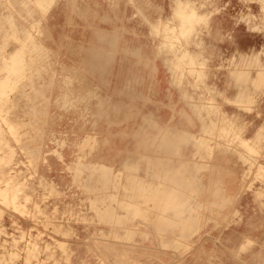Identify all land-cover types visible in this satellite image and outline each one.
<instances>
[{
	"label": "rangeland",
	"instance_id": "obj_1",
	"mask_svg": "<svg viewBox=\"0 0 264 264\" xmlns=\"http://www.w3.org/2000/svg\"><path fill=\"white\" fill-rule=\"evenodd\" d=\"M118 1L126 18L110 21L108 0H0V264H237L228 228L240 224L256 228L255 264H264V0ZM121 44L124 59L147 62L142 72L157 63L168 88L194 96L192 120L209 130L190 166L177 164L173 132L148 121L145 139L126 142V151L145 145V158L107 148L121 142L89 98L105 92L102 62L121 59ZM234 88L240 101L229 99ZM167 105L160 121L173 125ZM161 160L188 201L173 203L172 190L170 205L154 202L170 184ZM206 193L215 211L184 214L190 227L173 228V206L201 210ZM138 203L160 212L119 211Z\"/></svg>",
	"mask_w": 264,
	"mask_h": 264
},
{
	"label": "crops",
	"instance_id": "obj_2",
	"mask_svg": "<svg viewBox=\"0 0 264 264\" xmlns=\"http://www.w3.org/2000/svg\"><path fill=\"white\" fill-rule=\"evenodd\" d=\"M107 3V19L110 21L114 19H124L126 17L120 18L117 12V4L119 3L118 0H108ZM123 2V0H122ZM121 13H127L126 9H123ZM107 33V32H106ZM124 33V32H121ZM103 34V33H102ZM121 36H124L125 34H120ZM121 54L123 55L121 59L119 60H110L107 62H102V65L105 66V92H101L100 95L98 94L97 97L89 98L90 104L89 108L92 111H95L100 115V113L104 112L105 122L107 131L111 133L112 137H115L117 140H120V145H108L107 148L122 150V153L125 152L129 148V144L126 142L132 143L133 137L130 134L136 133L138 139L141 140L145 139L144 133H145V127L147 121L156 125L157 127H160L162 129L165 127L167 130L165 132H173V137L170 134L169 137L173 139V150L177 151V154H181L182 157L178 161L177 164L187 165L191 162L188 160H192L194 155L196 154L195 151L197 150V140H199L200 137L203 136L205 131L209 130V125L207 122H203L199 120V122H194L192 120L193 117L197 116L194 113L197 112V109L192 107L189 103H185V101H192L193 97L192 94L187 93V91H184L182 88H176L173 87V90L171 88H168L166 84L164 83L163 79L160 77V71H158L159 67L157 66V63H154V66H149L151 68V71L149 73L142 72L141 70L145 68L144 65L147 64L146 61H133L124 59L125 54L127 53V56L129 54L128 46L125 44H121L118 46ZM112 49L114 46L111 47ZM125 53V54H124ZM135 70V71H131ZM99 74V73H98ZM147 74H150V76H147ZM135 75V76H134ZM102 78V76L100 77ZM147 78L150 82H146ZM236 84V83H235ZM239 85V83H238ZM173 93V94H172ZM227 96L229 93H226ZM233 98L230 97L229 99H232L234 101H240L241 100V88L233 90ZM196 98V97H195ZM167 102H169V106L171 107V104L173 103V110H171V113L169 115V118H172L173 115V125L165 124L163 125L160 120H164L162 113L164 110H166L168 107ZM183 102L185 104H183ZM188 105V108H187ZM170 109V108H169ZM173 111V112H172ZM167 116V115H166ZM162 124L158 125L159 123ZM98 123V122H97ZM100 123V120H99ZM257 133V127L250 128L249 135L254 136ZM141 134V135H140ZM127 135V136H125ZM130 138V141H129ZM139 142V141H138ZM137 149L139 160L140 158H145V153H143L145 149V145H132L130 146V151ZM171 149V147H169ZM129 150V149H128ZM126 151L127 153L131 154L133 152ZM110 154H108L106 157L109 158ZM189 156V157H188ZM114 157V156H112ZM215 157H220V154L216 153ZM187 165V166H190ZM184 171L188 172L187 169H184ZM189 171H192V169H189ZM126 177L131 176H122L121 178L119 176H116L114 180H125ZM136 179H143L145 176H132ZM207 180L209 179V176H206ZM206 179L203 176V180ZM128 179H126L127 181ZM230 190V189H229ZM220 194V193H219ZM235 196H240V193H232ZM231 194V196H232ZM106 196H115L114 198L119 199V197L124 198L125 192L122 190V193H113ZM131 196L133 198L137 197L140 198L139 194L133 193ZM203 203L200 204L201 210H197L194 208L195 204L192 203H186L185 205H176L173 206V214H181V218H178L177 223L173 225V228L177 229L178 227H190V216L185 217L184 214L187 213H199L204 212L207 208L208 212L215 211L213 206L206 204L205 202H210L209 197L210 194L206 193V195H202L203 197ZM177 197L185 198L186 201H188V196L184 193L177 194ZM140 202V201H138ZM205 203V204H204ZM121 208H125L123 205H119ZM144 207V205H142ZM139 203L136 205H133L132 207L126 208L125 210H119L121 212H160L159 209H151V207H154L155 205L149 207L148 209H142V207ZM110 207V206H109ZM108 207V208H109ZM205 207V208H204ZM111 209H108L109 212H116L114 206L110 207ZM218 211L220 212H228L229 209L222 208L220 205L217 206ZM244 208H249L248 210H242ZM251 209V210H250ZM238 212H250L253 211L251 206H244L240 205L238 206V209H235ZM234 210V211H235ZM113 216V215H112ZM119 218V217H118ZM186 219V225L183 224ZM121 222V221H118ZM179 222V223H178ZM210 222H207L206 228L207 230H210L213 226H209ZM192 227H195L193 225ZM230 226L228 229H233L235 231V239L233 241V245L230 246V251L236 252L237 256H235L236 263L237 264H247L249 261V264H255L256 263V255L257 248L254 242L257 240V232L256 228L253 231H249L248 233H244L242 231V224L239 226H235L231 228ZM216 236L218 237V241L223 240L227 238V228L220 229L216 231ZM206 240H210L209 237H206ZM246 241H251V245L245 249V252H241V246H246ZM206 242V241H204ZM227 242V241H226ZM239 257V258H238ZM239 260L240 263L237 261Z\"/></svg>",
	"mask_w": 264,
	"mask_h": 264
},
{
	"label": "bare ground",
	"instance_id": "obj_3",
	"mask_svg": "<svg viewBox=\"0 0 264 264\" xmlns=\"http://www.w3.org/2000/svg\"><path fill=\"white\" fill-rule=\"evenodd\" d=\"M190 18H191V16L188 13H186V12H184V13L181 14V19H182V22L183 23H187V22L189 23L190 22ZM165 145H166V142L164 141L162 143V141H161V144H159V147H161L162 149H164ZM160 166L162 167L161 170L163 171L164 175L170 177V180H168V181H169V183L171 185L169 184L168 186H166L165 188H163L162 190H160L158 192V195L154 198V202L156 204L160 205V206L161 205H164V204H169L170 205V202H171L170 198H168V200L167 199L165 200V198L168 195H171V191L173 190V199H174L173 203H175V204L180 203V201H182L181 199H183V198L177 197V194L179 193L180 189H182V188H175L174 187L173 182H175L177 184H179V183H178V181L175 180L174 176L172 175L171 169L168 166V161H166V160L165 161H162L161 160L160 161Z\"/></svg>",
	"mask_w": 264,
	"mask_h": 264
},
{
	"label": "clouds",
	"instance_id": "obj_4",
	"mask_svg": "<svg viewBox=\"0 0 264 264\" xmlns=\"http://www.w3.org/2000/svg\"><path fill=\"white\" fill-rule=\"evenodd\" d=\"M245 243L250 246L252 242L251 241H246ZM244 250H245V246L242 245L241 246V251H244Z\"/></svg>",
	"mask_w": 264,
	"mask_h": 264
}]
</instances>
